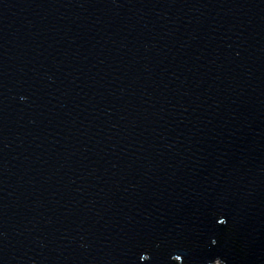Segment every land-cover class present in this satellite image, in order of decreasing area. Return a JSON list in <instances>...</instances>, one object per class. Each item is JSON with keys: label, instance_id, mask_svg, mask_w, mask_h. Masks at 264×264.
Here are the masks:
<instances>
[{"label": "water", "instance_id": "95a60500", "mask_svg": "<svg viewBox=\"0 0 264 264\" xmlns=\"http://www.w3.org/2000/svg\"><path fill=\"white\" fill-rule=\"evenodd\" d=\"M0 264H264V0H0Z\"/></svg>", "mask_w": 264, "mask_h": 264}]
</instances>
